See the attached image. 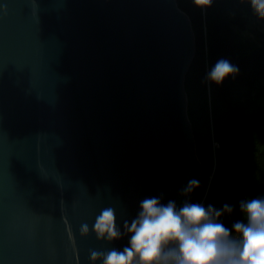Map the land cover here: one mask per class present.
I'll return each mask as SVG.
<instances>
[{"label": "water", "instance_id": "water-1", "mask_svg": "<svg viewBox=\"0 0 264 264\" xmlns=\"http://www.w3.org/2000/svg\"><path fill=\"white\" fill-rule=\"evenodd\" d=\"M196 51L177 0H0V264H187Z\"/></svg>", "mask_w": 264, "mask_h": 264}, {"label": "trees", "instance_id": "trees-1", "mask_svg": "<svg viewBox=\"0 0 264 264\" xmlns=\"http://www.w3.org/2000/svg\"><path fill=\"white\" fill-rule=\"evenodd\" d=\"M177 2L196 37L185 87L203 165L187 213V264H264V117L251 94L264 86V40L238 39L242 21L228 16L244 7L263 17L264 0Z\"/></svg>", "mask_w": 264, "mask_h": 264}, {"label": "rangeland", "instance_id": "rangeland-1", "mask_svg": "<svg viewBox=\"0 0 264 264\" xmlns=\"http://www.w3.org/2000/svg\"><path fill=\"white\" fill-rule=\"evenodd\" d=\"M242 8L244 7H239L236 8V10H234L233 12H229L228 16L232 19V18H237V20L242 21L239 22L238 24L234 25V31L236 32V37L239 39V37L241 38L242 41H252L253 39H258L261 38V40H264V16L261 17H257L258 15H249V13ZM251 13H254L251 11ZM243 15V16H242ZM243 19H245V21H243ZM236 19L234 21H237ZM259 86V85H257ZM255 87L254 90H252L251 94H253L254 98H255V104L261 105L263 106V117H264V96L261 94L263 93V88L264 86L261 85L259 87ZM243 93V92H242ZM244 94V93H243ZM250 94V95H251ZM242 101V96L240 97ZM189 101V98H188ZM189 106L190 104H188V113H189ZM190 117V116H189ZM262 117V118H263ZM191 120V119H190ZM192 122V121H191ZM193 125V123H192ZM194 128V127H193ZM216 147L218 146V143L216 142Z\"/></svg>", "mask_w": 264, "mask_h": 264}]
</instances>
